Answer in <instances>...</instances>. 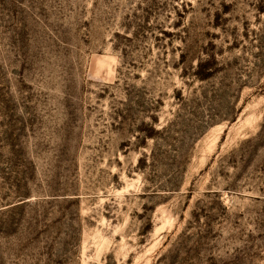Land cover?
Masks as SVG:
<instances>
[{
  "label": "rangeland",
  "instance_id": "obj_1",
  "mask_svg": "<svg viewBox=\"0 0 264 264\" xmlns=\"http://www.w3.org/2000/svg\"><path fill=\"white\" fill-rule=\"evenodd\" d=\"M0 264H264V0H0Z\"/></svg>",
  "mask_w": 264,
  "mask_h": 264
}]
</instances>
